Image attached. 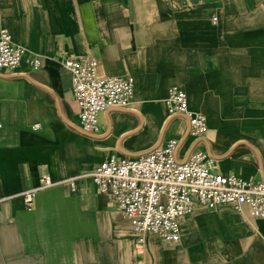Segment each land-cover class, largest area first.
Returning a JSON list of instances; mask_svg holds the SVG:
<instances>
[{
  "label": "crops",
  "instance_id": "crops-1",
  "mask_svg": "<svg viewBox=\"0 0 264 264\" xmlns=\"http://www.w3.org/2000/svg\"><path fill=\"white\" fill-rule=\"evenodd\" d=\"M0 28L26 50L0 71V264H264V223L245 205H196L177 244L149 234L140 248L88 175L176 138L180 159L205 150L219 173L264 181V0H0ZM84 56L101 75L134 79L128 105L101 113L95 135L80 128L63 65ZM170 87L205 115L203 137L167 114ZM40 167L61 182L27 210L19 195Z\"/></svg>",
  "mask_w": 264,
  "mask_h": 264
},
{
  "label": "built area",
  "instance_id": "built-area-1",
  "mask_svg": "<svg viewBox=\"0 0 264 264\" xmlns=\"http://www.w3.org/2000/svg\"><path fill=\"white\" fill-rule=\"evenodd\" d=\"M217 15H212L216 21ZM26 50L13 43L8 30L0 28V71L11 73L20 64ZM37 69L41 59L30 60ZM63 65L70 71L71 88L79 109V123L86 134H99V115L110 108H125L133 95L131 75H101L94 57L68 58ZM169 116L182 115L188 122V133L203 137L206 117L188 108L187 95L170 87L164 100ZM1 127V122H0ZM34 129L38 125L33 126ZM179 139H168L163 145L133 157L108 156L88 174L99 193L115 199L119 217L126 221L135 244L142 248L149 234L175 245L180 241L178 220L194 211L196 205L213 209L231 204L237 210L246 206L249 216L264 223V181L221 174L215 169L214 157L205 150L191 152L185 159L177 156ZM38 185L24 190L20 197L27 210L35 205L38 191L60 182L40 167ZM74 188L75 177L63 181Z\"/></svg>",
  "mask_w": 264,
  "mask_h": 264
}]
</instances>
